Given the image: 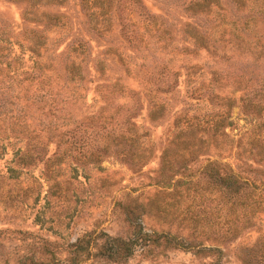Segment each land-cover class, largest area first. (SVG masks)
<instances>
[{"label":"trees","instance_id":"16d2710c","mask_svg":"<svg viewBox=\"0 0 264 264\" xmlns=\"http://www.w3.org/2000/svg\"><path fill=\"white\" fill-rule=\"evenodd\" d=\"M13 1L26 2L25 14L33 13L31 18L44 27L12 33L0 25V80L3 76L16 79L26 105L32 104L42 113L35 125L27 114L25 117L16 115L19 113L0 114V157L5 148L12 145L15 148L13 163L25 167L42 162L50 177L60 174L59 170L52 168L53 164L65 159L82 165L93 164L99 162L106 152L138 165L147 153L137 149L145 143L149 134L147 129L136 124L135 118L145 102L150 121L161 122L171 116L173 126L171 137L162 146L156 169L157 181L165 195L148 199L145 206L152 216L182 223L192 237L184 241L168 232L143 231L142 223L137 222L130 224L132 229L126 237L91 230L65 245L67 255L64 258L56 257L52 252L45 258L35 253H24L18 264H81L95 257L121 263L137 247L144 254H149L161 245L182 246L195 255L212 256L204 264H224L228 240H235L246 229L261 230L260 221H264V81L251 92L242 90L236 98L231 91H222L224 87H216V68L206 71L210 76L207 79L202 70L199 73L195 70L200 67L198 64L189 65L181 61L176 68L165 65L157 76L149 77L137 87L125 85L120 81L121 76L117 75L114 81L98 85V89H105L108 95L96 112L79 118L71 115V109L84 101L82 92L86 89L84 80L89 68L96 70L100 76L110 78L111 75L107 74L109 68L103 59L105 55L112 53L117 57L125 77L138 69L131 62V55L146 46L143 36L138 35L140 31L142 34L155 31L160 37L158 41L169 42L176 49V54H186L193 49L213 48L214 41L209 40V36L216 30L203 31L196 23L178 21L179 27L182 26L178 27L179 31L194 45L190 48L176 44L170 24L159 21L161 14L149 12L141 0H79V7L86 16V32L88 30L87 33L94 35L95 39L110 40L113 15L118 19L119 35L127 46L122 45L116 51L107 46L102 57L90 52V46L79 29L77 34H71L72 24L64 12L37 14L43 10L41 5L58 7L66 0ZM220 1L189 0L187 7L197 6L206 15L217 8L222 15ZM228 1L231 3L234 0ZM236 2L247 12L258 15L264 12V7L258 10L255 7L246 8L248 0ZM262 3L260 5L264 6ZM247 17L243 27L246 29L251 22ZM238 23L237 19L226 22L221 17L215 27L228 26L226 34L235 35L237 39L244 38ZM256 35L257 40L264 39V33H254L253 36ZM60 44H63L60 51H55L54 55L47 54L49 49L54 50ZM27 51L32 62L25 69L23 57ZM144 71L147 72V68ZM181 75L184 76L182 85L186 84L185 98L175 102L173 97L180 93ZM6 90V87L0 86V94H8ZM114 92L119 97L133 98L124 113L118 114V108H121L118 103L117 110L110 109ZM186 98L206 103L201 108L199 103L192 105ZM236 101L252 122L235 139L227 129H231L233 124L230 110ZM51 142L54 143V151L47 155L40 147ZM17 143L22 145L16 147ZM230 143H235L234 151L229 147V152L234 155L233 161L225 157ZM85 147L97 148L84 151ZM2 194L0 202L12 207L10 190L2 191ZM213 226L217 227L216 239L222 248L194 241L205 231H212ZM41 251L50 252L47 245ZM237 251L241 264H264V230L259 231L251 244L238 245ZM3 262L10 264L8 260Z\"/></svg>","mask_w":264,"mask_h":264},{"label":"rangeland","instance_id":"374dc122","mask_svg":"<svg viewBox=\"0 0 264 264\" xmlns=\"http://www.w3.org/2000/svg\"><path fill=\"white\" fill-rule=\"evenodd\" d=\"M141 1L149 12L161 14L159 21L170 24L176 44L190 48L194 46L178 29L180 23L188 21L200 25L203 31L216 30L215 34L209 36V40L214 41V47L193 49L186 54H176L174 52L176 49L169 42L157 40L160 37L155 34V31L144 34L140 31L138 35L143 36L146 46L131 55V62L138 69L125 77L123 66L119 64L115 55L111 53L105 55V58L102 55L107 46H112L115 51L121 49L122 45L127 46L119 35L118 19L115 14L113 15L114 24L110 29L112 30L110 40L108 38L95 39L94 35L87 33L88 30L86 32V16L79 7V0H66L58 7L41 5L43 10L37 14L64 12L72 24L71 34L76 33L77 29L84 34L83 39L90 46V52L103 57L109 68L107 74L111 75L110 78L100 76L96 70L89 68L84 80L86 89L82 92L85 95L84 101L71 109L72 116L79 118L96 112L104 104V99L108 95L105 89H98V85L114 81L117 75L121 76L120 81L125 85L137 87L140 82L149 77L157 76L165 65L176 68L181 61L189 65L198 64L200 67L195 70L198 71L197 73L202 70L203 76L207 79L210 76L206 71L211 67L216 68L214 69L218 72L216 87H224L222 91H231L236 98L242 90L251 92L260 87L264 81V39L257 40V35H253L258 32L264 33V12L261 15L247 12L239 6L236 0L231 3L228 0L220 1L219 8L222 15H219L217 8H213V11L207 15L197 6L189 8L187 7L189 0ZM262 1L264 4V0H248L246 8L255 7L258 10L264 7L260 5ZM25 10L26 2L24 1L0 0V25H3L6 30L10 29L12 33H17L22 29H43V24L31 18L34 14H25ZM221 17L222 21L226 22L237 19L238 28L241 29L240 32L244 38L237 39L234 38L235 35L226 34L229 30L228 26L215 27ZM246 17L251 21L248 22L249 28L247 29L243 28ZM238 33L239 31L236 35ZM62 48L63 44H60L54 50L49 49L47 54L54 55L55 51L58 52ZM29 56L28 51L24 53L25 69L32 62ZM145 68L147 72L144 71ZM183 80L184 76L181 75L179 77L180 93L173 97L175 102L182 97L185 98L186 84L182 85ZM0 86L6 87V92H8V94H0V114L19 113L16 115L23 117L27 114L31 116L27 117L32 125L39 122L42 110H37L32 104L26 105L22 88L16 84V79L3 76ZM112 96L110 109L117 110L116 104L118 103L121 106L118 108V114L124 113L133 99L119 97L117 92H114ZM186 99L192 105L199 103L201 108H204L202 104L206 103L196 102L192 98ZM230 115L233 124L227 132L234 135L236 139L245 127H249L252 119L242 111L238 101L232 106ZM135 121L143 129H147L149 134L145 143L137 149L138 152L145 150L147 157L135 166L112 152H106L99 162L93 164L82 165L67 159L53 164L52 168L59 170L60 174L50 177L44 170L42 162L19 167L12 161L15 148L12 145L5 148L0 157V201L2 191L10 190L12 198L10 206L12 207L0 202V264H4V260H8L10 264H18V261L23 259L24 253L27 255L35 253L45 258L52 252L56 257L64 258L67 255L65 245L86 232L104 231L114 237H126L132 229L130 224L137 222L142 223L143 231L168 232L184 241L192 239L182 223L152 216L145 206L148 199L161 198L165 195L163 187L157 181L156 169L160 163L159 156L162 146L172 135V117L168 116L161 122L150 121L146 114L145 102H143ZM21 145L22 143H17L15 146ZM229 147H232L234 151L235 143H230L225 152L226 159L233 161L234 155L229 152ZM96 148L85 147L83 150H96ZM40 150L50 155L54 151V143L41 146ZM148 150L151 151L147 152ZM201 215L205 216L203 213ZM260 223L262 224L261 230H264V221ZM216 228L213 226L212 231L211 229L205 231L198 238H194V241L222 248L223 246L218 244L216 239ZM261 230L246 229L235 240H228L225 244L224 264H241L237 246L251 244ZM44 245H47L49 253L41 251ZM138 249L139 247L121 263L108 262L101 257H95L81 264H204L212 259V256L195 255L193 251L184 249L182 246L177 248L161 245L155 247L149 254H144Z\"/></svg>","mask_w":264,"mask_h":264}]
</instances>
